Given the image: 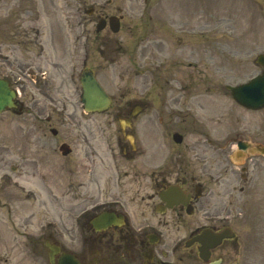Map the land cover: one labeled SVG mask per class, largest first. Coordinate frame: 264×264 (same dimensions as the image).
I'll list each match as a JSON object with an SVG mask.
<instances>
[{
  "label": "rangeland",
  "instance_id": "374dc122",
  "mask_svg": "<svg viewBox=\"0 0 264 264\" xmlns=\"http://www.w3.org/2000/svg\"><path fill=\"white\" fill-rule=\"evenodd\" d=\"M144 5V0H112V3L108 0H0V44L5 50L14 49L17 57L21 51L20 40L24 35L33 42V51L41 52L43 64L47 59L59 61L62 64L59 74L50 78L52 81L47 85L55 88L53 94L59 100L67 101L68 110L73 111L77 118L89 119L87 123L91 132L98 135L103 123H108L106 119L114 107L109 114L82 113L78 70L85 52L86 39L89 37L90 65L97 67L100 76L109 74V67L103 68L107 61L100 56L99 45L102 40L110 41L109 49L101 50L122 57L112 67L113 73L123 74L122 80H118L114 87L125 81L123 84L132 90L124 92V95L125 99L134 97V103L131 99L127 102L131 103L130 108L134 107V112H138L134 117V129L137 128L134 132L138 144L139 139L145 142L140 144L142 153L134 158V174L141 169L136 180L149 181L144 167L151 169L148 151L151 148V136L158 132L159 139L155 136L153 143L158 145V150L166 158L170 153L169 148L181 149L188 155L189 165L196 168L199 175L205 176L201 173L205 164L194 158L193 153L195 155L208 145L199 140V135L204 132L213 138L221 137L218 142L225 140L228 131H222L214 123L217 115L220 119L226 117L225 121H229V136L246 137L247 134L259 139V127L264 126V110L246 111L245 115L242 114L237 104L230 102L233 98L221 84L243 82L263 68L256 62V58L259 53L264 52V0H148L146 8ZM102 6L113 13H118V8H121L125 18L119 32L113 33L106 28L99 34L96 33V22L92 20H97L98 17L89 15L87 11L90 7L98 9ZM202 30L207 32L200 36ZM180 52L183 58L177 64ZM132 58L134 67L131 69L134 68V75H129L127 67ZM73 64L77 66V71L70 76ZM179 87H184V92L179 93ZM21 88L25 103L28 104L24 113L6 111L0 114V151L9 148L11 156L9 164L0 169V191L6 185L1 180L3 172L7 171L13 177L19 175V170L16 173L10 169L11 165H16L22 169L20 177L24 176V181H20L28 190L25 193L30 199L26 201L27 224L21 227L18 225L13 228L12 224L15 223L14 219L18 222L17 218L23 212H12L10 218H2L8 215L0 208V264H49L43 238L54 223L59 224L61 221L60 214H55L56 211L59 212V207L53 204L55 198L62 196L58 192L67 190L65 186L68 181H85L87 176L76 154L65 156L55 147L56 141L67 140L74 143L75 131L68 125L54 124L61 131L55 137L49 129H44V122L29 124L32 122L31 118L37 116L42 101L38 99L40 95H36V98L33 95L32 90L36 92L33 85ZM212 88L219 92L217 100H211L216 93ZM176 96L180 97L181 102H185L181 105L184 111L179 125L178 118L170 124L168 115L164 113V108L170 106L168 101L176 100ZM125 99L122 102H126ZM151 116H162L163 125L151 123ZM120 125L124 127L125 123ZM120 125L106 124V132L116 133V128H120ZM150 128L153 130L150 132L151 136L147 134ZM179 129L186 136L182 146L176 145L170 136L171 130L177 132ZM212 148L216 149V146ZM177 153L176 150L175 154ZM116 155L118 159L121 158L117 152ZM208 159L213 160L211 157ZM111 165L112 161L106 163L109 185L113 186L114 180H121L122 190L126 191L124 188L129 186L125 187V184L130 181L126 171L130 170L131 164L120 159L119 170L115 172ZM98 173L99 171L97 175ZM53 183H57V189L52 191L49 187ZM212 186L210 183L207 188L213 190ZM49 190L51 193L48 194ZM256 193L249 213L242 202L233 206L235 219L232 225L238 241L244 243L237 255L239 264H264V198L258 191ZM129 196L126 193V197ZM68 200V197L61 199L63 203ZM225 201L228 204L227 198ZM239 211H243L242 215ZM182 214L192 221L196 217ZM245 222L248 223L247 226ZM189 223H183L185 226L178 224L179 227L170 223L172 236L187 235ZM194 254L192 255L195 256ZM188 259L191 261L193 257L188 256Z\"/></svg>",
  "mask_w": 264,
  "mask_h": 264
},
{
  "label": "flooded vegetation",
  "instance_id": "af4514ba",
  "mask_svg": "<svg viewBox=\"0 0 264 264\" xmlns=\"http://www.w3.org/2000/svg\"><path fill=\"white\" fill-rule=\"evenodd\" d=\"M98 14L108 16L106 10L98 11ZM29 39L24 36L23 43H21L22 52L17 57L14 56L13 59L9 55L2 54L3 47L0 45V75L12 85L14 84L13 78L18 75H24L28 81H31L29 85H33L32 79L39 78L38 74L45 75L49 67L59 71L62 66L59 61L53 59H47V62L43 64L41 52L34 53L33 48L26 44ZM85 44L86 52L81 60L83 71L95 69L90 65L89 37ZM101 45L99 48L105 49L110 45V41L102 40ZM102 55L106 57L104 58L106 61H110L112 64L118 60L116 55L112 53H102ZM133 61L132 58L131 63ZM72 69L73 71L76 70L74 64ZM119 77L122 78L120 73ZM116 80V76H104L106 85L112 89L115 88ZM47 84L48 82L45 84V88L43 87L41 90L45 100L42 101V106L38 108L37 116L32 117V122L29 124L37 125L44 122V129L49 128L51 132L54 128L51 126L53 124L70 125L69 128L74 130L76 134L74 143L69 142L71 145L70 154L77 155L87 176L85 181H68L66 194L70 196L71 203L63 206L68 211V219L66 222L63 221V227L72 239L69 242L59 240L57 236H63V233L58 231L47 235L52 243L60 247V251L56 255L57 263L61 262L63 253L68 252L74 255L78 264H187V256L192 254L193 249L187 247L185 239L172 236L169 225L171 222H175V219L178 220L179 217L186 222L182 218V212L186 210L189 204L194 206L196 211L194 222L189 223V236L196 235L199 238L192 245L197 255L194 256V264H203L201 248L204 241L202 242L200 239L201 236L207 232L204 238L208 242L210 241L208 236L211 233L230 231L229 228L232 227L234 220L232 209L236 199L233 190L238 188L241 194L244 193L242 201L243 199L248 200V188L258 187L261 184L258 180V172L262 165H256L251 169L243 165L240 175H237V171L230 166L228 159L230 142L221 145L222 148L218 150L220 152L215 151V159L210 165L205 164L208 162L207 148L201 150L194 155V158L205 164L201 171L208 172V177H211L221 188L215 199L212 191L204 197L206 181L203 179L205 178L198 174L196 168L189 165L184 152L177 150L178 153L174 155L170 152L166 158L165 154L158 150V145L153 143L154 148L149 155L151 169H145L149 181H137V174L141 172V169L136 170V174H134V158L138 157L143 149L138 145L134 149V107H129L131 103H127L128 101L117 103L115 97H112V104L116 102L117 105L107 117L108 123L120 122L122 119L129 123L123 131L120 128L118 133L108 134L105 127L108 123L104 122L101 133L96 135L91 132L90 125L87 123L89 119L77 118L73 112H69L67 101L59 100L58 96L53 94L55 88ZM37 85L38 83L35 84L36 87ZM26 86L28 83H25ZM117 87L123 88V86ZM128 91L131 92L132 90L127 89ZM32 93L36 98V93L33 90ZM179 103L182 104L176 98V100L168 101L170 106L164 108V113L168 115L169 121H174L178 114H181V110L177 109ZM19 104L22 111L27 109L28 104L25 103V95L19 100ZM66 111L69 113L66 114ZM149 120L151 123L164 122L162 116H158V118L151 116ZM149 131H152V128ZM128 133L133 135V141L129 139ZM54 136L58 137L59 132L57 131ZM155 136L159 139L160 132L155 133ZM202 140L204 139L201 138L200 141ZM65 141L62 140L60 143L56 141L55 147L65 143ZM206 141L209 145L212 144V139L208 134ZM261 142L264 143V139ZM116 152L120 154V159L131 164L130 170L126 171V175L130 178V181L125 184V187L129 186L124 188L126 191L122 190L121 180L114 181L117 189L115 191H111L112 188L106 180L105 172L108 161H112L110 166L112 169L119 170L120 159H118ZM10 158L9 148L0 151V169L9 164ZM231 164L235 166L234 163ZM97 168L100 169L98 175ZM11 169L20 171L18 179H14L8 173L3 174L1 179L6 182V185L0 191V196L3 195L0 202L7 208L9 218L13 212V203L16 204L20 200L26 199V188L20 181L22 169L15 165H11ZM222 173H231L232 175L226 177ZM109 179L113 181L111 178ZM11 185L14 189H11ZM171 186H180V189L186 194L177 193L178 195H175L171 193L169 190ZM198 186L202 193L199 197L197 196ZM178 189L176 188L177 191ZM126 193H129L130 196L126 197ZM226 198L228 204H226ZM103 215H111L114 218L110 219L109 223L103 225L101 229H98L94 222L96 221L97 225L104 222L105 220H101ZM121 215L124 220H120ZM25 224L26 219L23 217L20 219L19 227ZM236 248H239L236 239L224 238L220 245L210 249V260L220 259L222 263L229 264L235 260L234 253H239Z\"/></svg>",
  "mask_w": 264,
  "mask_h": 264
},
{
  "label": "water",
  "instance_id": "95a60500",
  "mask_svg": "<svg viewBox=\"0 0 264 264\" xmlns=\"http://www.w3.org/2000/svg\"><path fill=\"white\" fill-rule=\"evenodd\" d=\"M114 30H118V26L114 27ZM263 55L259 57V61L263 62ZM263 76H259L250 82L239 85L237 87H231L233 93L238 101L253 108H260L264 105V82ZM84 94L83 100L87 110H103L109 105V97L102 89L98 81L92 74H87V77L83 79ZM14 97L13 91H11L5 82L0 80V111L6 106L12 105V98ZM257 151L261 148L258 146L255 148ZM217 264V263H208ZM219 264V263H218Z\"/></svg>",
  "mask_w": 264,
  "mask_h": 264
}]
</instances>
